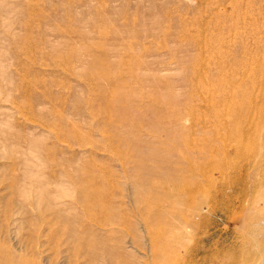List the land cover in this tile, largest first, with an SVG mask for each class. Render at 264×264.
<instances>
[{"label":"rangeland","instance_id":"rangeland-1","mask_svg":"<svg viewBox=\"0 0 264 264\" xmlns=\"http://www.w3.org/2000/svg\"><path fill=\"white\" fill-rule=\"evenodd\" d=\"M0 264H264V0H0Z\"/></svg>","mask_w":264,"mask_h":264}]
</instances>
